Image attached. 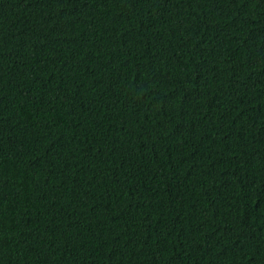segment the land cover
Wrapping results in <instances>:
<instances>
[{
	"label": "trees",
	"instance_id": "16d2710c",
	"mask_svg": "<svg viewBox=\"0 0 264 264\" xmlns=\"http://www.w3.org/2000/svg\"><path fill=\"white\" fill-rule=\"evenodd\" d=\"M0 264H264V0H0Z\"/></svg>",
	"mask_w": 264,
	"mask_h": 264
}]
</instances>
